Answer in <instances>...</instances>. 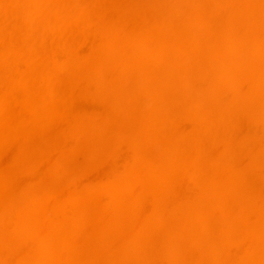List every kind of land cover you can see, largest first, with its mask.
I'll use <instances>...</instances> for the list:
<instances>
[{
    "label": "bare ground",
    "instance_id": "1",
    "mask_svg": "<svg viewBox=\"0 0 264 264\" xmlns=\"http://www.w3.org/2000/svg\"><path fill=\"white\" fill-rule=\"evenodd\" d=\"M0 264H264V0H0Z\"/></svg>",
    "mask_w": 264,
    "mask_h": 264
}]
</instances>
